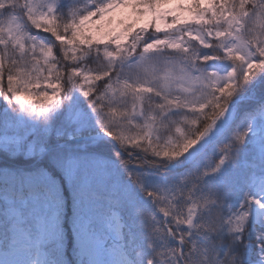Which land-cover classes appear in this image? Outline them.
Listing matches in <instances>:
<instances>
[{
	"label": "snow or ice",
	"instance_id": "1",
	"mask_svg": "<svg viewBox=\"0 0 264 264\" xmlns=\"http://www.w3.org/2000/svg\"><path fill=\"white\" fill-rule=\"evenodd\" d=\"M0 100V264H264V0H0Z\"/></svg>",
	"mask_w": 264,
	"mask_h": 264
},
{
	"label": "rangeland",
	"instance_id": "2",
	"mask_svg": "<svg viewBox=\"0 0 264 264\" xmlns=\"http://www.w3.org/2000/svg\"><path fill=\"white\" fill-rule=\"evenodd\" d=\"M113 20L112 27L118 30V22L122 19H127V13L121 9H117L114 13L111 14Z\"/></svg>",
	"mask_w": 264,
	"mask_h": 264
},
{
	"label": "trees",
	"instance_id": "3",
	"mask_svg": "<svg viewBox=\"0 0 264 264\" xmlns=\"http://www.w3.org/2000/svg\"><path fill=\"white\" fill-rule=\"evenodd\" d=\"M40 35H41V36H46V37H47L48 39H50V40L53 39V38L50 36V34H45V33L41 32ZM58 50H59V46L57 45L56 51L58 52ZM93 56H94V54H93ZM84 63H86L89 67H92V68H96V67L99 66L98 63L93 62L92 59H89V60L85 61ZM5 87H6V80H5ZM3 107H4V103H3L2 100H0V109H2Z\"/></svg>",
	"mask_w": 264,
	"mask_h": 264
}]
</instances>
